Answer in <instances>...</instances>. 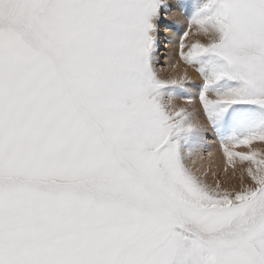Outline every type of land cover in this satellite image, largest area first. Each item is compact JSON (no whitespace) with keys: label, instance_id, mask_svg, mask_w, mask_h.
<instances>
[{"label":"snow or ice","instance_id":"snow-or-ice-1","mask_svg":"<svg viewBox=\"0 0 264 264\" xmlns=\"http://www.w3.org/2000/svg\"><path fill=\"white\" fill-rule=\"evenodd\" d=\"M161 2L0 0V264H264V175L213 189L177 155L188 112L156 90L186 76L155 80ZM210 27L182 59L214 53L243 86L202 107L264 104L245 99L264 96V0H219Z\"/></svg>","mask_w":264,"mask_h":264},{"label":"bare ground","instance_id":"bare-ground-1","mask_svg":"<svg viewBox=\"0 0 264 264\" xmlns=\"http://www.w3.org/2000/svg\"><path fill=\"white\" fill-rule=\"evenodd\" d=\"M211 1L219 3V0H210L209 2ZM204 2L201 0H162L161 3L165 7L163 16H159L161 20L159 19L158 24H165L160 25L164 29L159 28L157 32H160L158 39L161 46H164L163 56L167 60L164 61L165 58L160 60L164 64V68L159 71V76L155 77V80L158 83H163V79L186 76V81L176 85L164 84L156 90V96L165 111L175 107L177 110L185 108L188 112L182 128L184 130L188 129L192 136L187 143L183 144L185 148L182 147V163L207 187L215 189L214 185L217 186V182H219L221 190L240 191L247 187H255V182L247 175V169L251 167L254 174L263 175L264 166L261 167L260 172H257L256 165L252 162L240 160L239 156H234L231 163H229L223 150L229 148L230 151L241 154L240 151L244 150L242 144L235 145L241 141L240 136L238 137L239 133L246 134L245 138L264 135L260 129L261 126L264 127V104L258 102L240 103L226 106L223 111L216 108L209 111L212 108L205 109L202 107L199 98L203 94L206 93L205 95H209L210 98L211 96L216 98L234 92L243 86V82L236 78H231L233 80L228 79L229 75L226 74L228 70L226 71L220 66L225 61L219 57L215 58L214 53H204L196 56L189 61L190 65L186 64L180 55L179 45L181 37L186 31L188 36L184 39V43L187 47L183 50L184 52H187L192 43L200 42L207 45L212 42L198 30L201 27V22L205 27L210 26L211 17L215 14L212 12V8L216 6L211 8L212 5L210 6L209 3ZM161 37L164 38V44L161 43ZM214 59L216 60L214 62L218 65L217 69L211 67ZM221 73H224V75L216 79ZM203 77H209L211 81L205 91L202 90ZM216 84L218 85L216 86ZM165 87H168V89ZM182 87L185 91L182 90L181 92L179 89ZM189 98L192 101L186 100ZM245 99L260 100L264 99V96L246 94ZM189 124L193 126L187 128L186 126ZM210 133L213 135L210 137L211 141L206 142ZM203 142L205 143L200 146ZM250 144L257 151L256 159L264 160V141L257 140L255 145L254 141ZM202 148L206 149L205 154L201 152ZM208 170L211 175L229 170V179L224 178L213 183L211 176L206 174ZM204 175L205 178H202Z\"/></svg>","mask_w":264,"mask_h":264},{"label":"rangeland","instance_id":"rangeland-1","mask_svg":"<svg viewBox=\"0 0 264 264\" xmlns=\"http://www.w3.org/2000/svg\"><path fill=\"white\" fill-rule=\"evenodd\" d=\"M175 1V0H174ZM202 2H204L205 0H201ZM210 1V0H209ZM209 1H205L206 3H209L210 4V6H211V8L212 7H214V6H216L217 8H218V6H219V3L218 2H216V1H211V2H209ZM204 2V3H205ZM216 5H215V4ZM164 4H162V3H160V7H159V9H158V15H157V18H156V28L157 29H159V28H162V29H164V27H161L160 25H162V23L161 24H158V22L161 20L160 18L163 16L162 14H163V9H164ZM206 7H207V5H206ZM216 7H214V8H212V12L213 13H215L216 12V10H217V8ZM160 14V15H159ZM159 16H161V17H159ZM160 19V20H159ZM158 24V25H157ZM165 23H163V25H164ZM162 25V26H163ZM166 27V26H165ZM159 33L160 32H158V35H159ZM164 38L163 37H161V43H163L164 44ZM216 55V54H215ZM207 56H208V54H207ZM217 57H219V58H221L223 61H225L222 57H220V56H217L216 55V57L215 58H217ZM167 60V58L166 59H164V61H166ZM213 62L214 61H216L215 59L214 60H212ZM221 64V63H220ZM158 67H157V70H158V73H159V71H161L163 68H164V64L162 63V61H160L159 62V64L157 65ZM221 67H222V69H225L226 71L228 70V72L226 73L227 74V76H228V79H230V80H233V79H231V78H233L234 77V73H235V68H234V66H230L229 64H228V62L227 61H225V62H223L221 65H220ZM211 67L212 68H215V69H217L218 68V65H217V63L216 62H214L212 65H211ZM210 67V68H211ZM208 76V75H207ZM156 77H158V76H156ZM235 79V78H234ZM239 80V79H238ZM203 83H202V90L203 91H205V90H207V86L208 85H210L209 83L211 82L210 80H209V77H203ZM204 83H206V84H204ZM204 84V85H203ZM206 85V86H205ZM218 84H216V86H217ZM166 89H168V87H165ZM218 89V88H217ZM161 90H162V88H161ZM181 92H182V90L183 91H185L184 90V87H182V88H180L179 89ZM206 94V93H205ZM205 94H203V95H205ZM208 94V93H207ZM226 95V94H225ZM209 96V95H208ZM211 98H213V96H211ZM214 109L212 108V109H209V111H213ZM263 128L264 127H260V129H261V131H262V133L264 134V130H263ZM179 134H177V135H175L174 137H172V141L175 143V145H176V151H177V155H178V157L181 159V161H182V147L184 146L183 144L186 142L187 143V141H188V139L192 136V135H190V131L187 129V130H183V131H181V132H178ZM245 133V132H244ZM246 135V134H245ZM243 133H239L238 134V137L240 136V140H243V139H245V136ZM211 136H213L211 133L208 135V137H207V140H206V142L207 141H211ZM194 137H195V135H194ZM238 137H236V138H238ZM249 138V137H248ZM256 142H257V140H255L254 141V145L256 144ZM205 142H203L200 146H202L203 144H204ZM242 147L244 148V150H242V151H240L241 152V154H243V155H248V154H251L252 152H257L256 151V149H255V147H253L251 144H249V145H243L242 144ZM184 148H185V146H184ZM201 152L202 153H206V149L205 148H202L201 149ZM181 153V154H180ZM181 155V156H180ZM257 158V157H256ZM247 162H251V161H247ZM191 171V170H190ZM192 172V171H191ZM229 173H230V171L229 170H226V171H222V172H219V173H215L214 175H211L210 174V172H209V170L206 172V174H208V175H210L211 176V178H212V180L214 181L213 183H216L217 181H221V179H224V178H226L227 180L229 179ZM263 175H264V173H263ZM226 176V177H225ZM202 178H205V175L202 177ZM252 187H254V186H252ZM214 188H216V186L214 185Z\"/></svg>","mask_w":264,"mask_h":264},{"label":"clouds","instance_id":"clouds-1","mask_svg":"<svg viewBox=\"0 0 264 264\" xmlns=\"http://www.w3.org/2000/svg\"><path fill=\"white\" fill-rule=\"evenodd\" d=\"M198 30L200 31V33L201 34H203V35H207V34H209V33H212L213 34V36H214V38H219V33H217V32H214L213 31V29L210 27V26H207L206 28H204V29H199L198 28ZM229 64V63H228ZM230 66H233V65H231V64H229ZM236 70V69H235ZM252 95H255V93H252ZM169 110H175V107H173V108H169Z\"/></svg>","mask_w":264,"mask_h":264}]
</instances>
